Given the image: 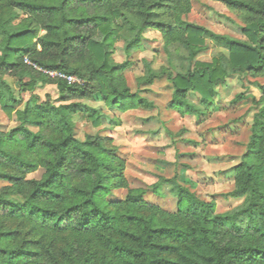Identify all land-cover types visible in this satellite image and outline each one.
<instances>
[{
    "label": "trees",
    "instance_id": "obj_1",
    "mask_svg": "<svg viewBox=\"0 0 264 264\" xmlns=\"http://www.w3.org/2000/svg\"><path fill=\"white\" fill-rule=\"evenodd\" d=\"M219 1L240 14L245 40L186 22L190 0H0V106L18 123L0 130V215L18 223L6 228L0 222V264H264V106L233 167L228 195L243 203L223 214L177 177H160L151 187L157 196L167 189L176 211L151 205L145 190L128 189L111 138L79 141L74 135L75 116L94 127L108 117L73 101L99 93L110 111L120 113L147 104L125 83L129 62L112 59L117 42L129 58L146 30L160 34L168 68L155 71L143 61L138 85L165 76L171 106L184 114L205 115L214 106V89L227 77L264 71V0ZM206 41L228 56L195 62ZM25 59L83 84L50 79ZM6 76L19 94L29 93L26 102L14 95ZM37 85L55 86L60 104L41 101L33 94ZM38 169L44 170L39 180L27 177ZM119 189H127L125 199L109 201Z\"/></svg>",
    "mask_w": 264,
    "mask_h": 264
},
{
    "label": "rangeland",
    "instance_id": "obj_2",
    "mask_svg": "<svg viewBox=\"0 0 264 264\" xmlns=\"http://www.w3.org/2000/svg\"><path fill=\"white\" fill-rule=\"evenodd\" d=\"M191 10L183 19L218 35L245 40L242 34L244 22L239 13L229 9L219 0H190ZM122 42L115 44L112 57L115 63L129 62L123 71L125 83L132 94L143 98L147 104L124 113L110 111L101 95L76 100L101 111L108 118L94 127L80 116L74 117L75 138L84 141L86 137H108L117 149V155L125 164L124 177L128 189L146 191L144 200L169 213L176 211V200L167 189L163 196L154 195L151 187L160 177L171 179L188 188L202 201L214 202L216 214L233 211L241 206L243 199L231 198L234 186L233 167L240 163L251 134L254 116L264 106V71L256 76L236 73L225 79L223 85L214 89V106L205 115L197 118L187 115L171 106L172 85L165 77H159L151 85H138L144 77L143 61L151 63L155 71L168 68L160 34L152 29L143 33L140 45L126 59ZM227 51L206 41V49L194 61L210 63L213 58ZM179 60H177V63ZM5 81L16 97L24 102L29 93L19 94L12 77ZM34 95L41 101L47 97L59 105L58 92L53 85H37ZM241 96L240 99H236ZM197 103L195 96L191 97ZM20 107L19 109H21ZM108 119L117 121L110 123ZM18 123L15 116L9 118L0 106V130L8 132ZM35 131L34 128H31ZM43 169L29 174V179L39 180ZM3 184L0 182V187ZM127 189L113 190L109 201L124 200ZM0 222L6 228L18 227L0 215Z\"/></svg>",
    "mask_w": 264,
    "mask_h": 264
},
{
    "label": "built area",
    "instance_id": "obj_3",
    "mask_svg": "<svg viewBox=\"0 0 264 264\" xmlns=\"http://www.w3.org/2000/svg\"><path fill=\"white\" fill-rule=\"evenodd\" d=\"M24 63L26 65L31 66L32 69L42 73L43 75L47 76L50 79L61 80V81L66 82L68 85H79L80 86L83 84V81L80 80L79 78L75 77V76L67 75V74L62 73L60 71L40 68L37 65L29 62L27 59L24 60Z\"/></svg>",
    "mask_w": 264,
    "mask_h": 264
}]
</instances>
